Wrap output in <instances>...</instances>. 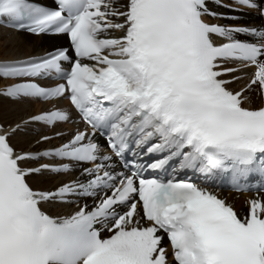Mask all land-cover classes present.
<instances>
[{"label": "snow or ice", "instance_id": "6c2138e0", "mask_svg": "<svg viewBox=\"0 0 264 264\" xmlns=\"http://www.w3.org/2000/svg\"><path fill=\"white\" fill-rule=\"evenodd\" d=\"M240 8L264 17L258 0H0V25L67 40L0 61V99L51 105L0 122V264H264V197L237 212L214 190L264 177V28L209 22Z\"/></svg>", "mask_w": 264, "mask_h": 264}, {"label": "bare ground", "instance_id": "6f19581e", "mask_svg": "<svg viewBox=\"0 0 264 264\" xmlns=\"http://www.w3.org/2000/svg\"><path fill=\"white\" fill-rule=\"evenodd\" d=\"M43 0H35V2H42ZM240 20L238 22L233 21L240 26H246L248 23L246 18L258 20V17L253 13H243L239 15ZM62 41L61 37H33L26 34L6 32L0 29V60H14L20 58H27L40 54L47 53L54 50L56 47H60ZM4 46V47H2ZM247 83L246 80L239 81L235 84L233 89H240ZM257 94H252V99L256 98ZM259 105V104H258ZM49 106V104H47ZM34 108V109H33ZM39 111V105L29 104L25 106H14L8 101L0 99V122L11 123L21 119L29 113H36ZM33 137L31 135H21L13 140L14 144H18L20 147L28 148L32 142ZM73 176H62L52 179L45 183L44 186H50L55 183L56 179H70ZM57 212L56 210H52Z\"/></svg>", "mask_w": 264, "mask_h": 264}, {"label": "rangeland", "instance_id": "374dc122", "mask_svg": "<svg viewBox=\"0 0 264 264\" xmlns=\"http://www.w3.org/2000/svg\"><path fill=\"white\" fill-rule=\"evenodd\" d=\"M0 45H2V44H0ZM2 47H4V46H2ZM34 109V108H33ZM36 112V111H35Z\"/></svg>", "mask_w": 264, "mask_h": 264}]
</instances>
